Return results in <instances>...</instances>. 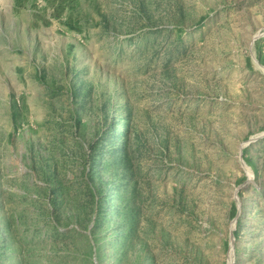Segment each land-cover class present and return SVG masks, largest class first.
<instances>
[{"label": "rangeland", "instance_id": "1", "mask_svg": "<svg viewBox=\"0 0 264 264\" xmlns=\"http://www.w3.org/2000/svg\"><path fill=\"white\" fill-rule=\"evenodd\" d=\"M0 264H264V0H0Z\"/></svg>", "mask_w": 264, "mask_h": 264}, {"label": "bare ground", "instance_id": "2", "mask_svg": "<svg viewBox=\"0 0 264 264\" xmlns=\"http://www.w3.org/2000/svg\"><path fill=\"white\" fill-rule=\"evenodd\" d=\"M249 170V169H248ZM250 175V174H249Z\"/></svg>", "mask_w": 264, "mask_h": 264}]
</instances>
